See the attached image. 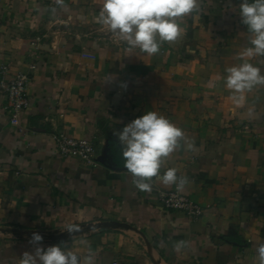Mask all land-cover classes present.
I'll use <instances>...</instances> for the list:
<instances>
[{
    "label": "crops",
    "instance_id": "crops-1",
    "mask_svg": "<svg viewBox=\"0 0 264 264\" xmlns=\"http://www.w3.org/2000/svg\"><path fill=\"white\" fill-rule=\"evenodd\" d=\"M242 2L201 0L179 39L142 59L126 42L93 34L101 0H0V63L31 77L21 129L0 92V264L33 251V233L40 246H67L85 264H257L264 86L234 101L224 84L250 46ZM250 62L264 73V57ZM146 111L184 131L187 143L167 166L188 177L180 192L202 206L197 220L159 203L176 185L153 178L141 191L124 166L113 133ZM58 130L91 140L96 166L60 157ZM69 224L79 228L72 236ZM180 241L186 247L176 251Z\"/></svg>",
    "mask_w": 264,
    "mask_h": 264
},
{
    "label": "clouds",
    "instance_id": "clouds-1",
    "mask_svg": "<svg viewBox=\"0 0 264 264\" xmlns=\"http://www.w3.org/2000/svg\"><path fill=\"white\" fill-rule=\"evenodd\" d=\"M200 11L201 0H101L96 21L126 42L129 51L139 49L143 59L144 54H158L165 42L177 41L183 33V19ZM238 12L242 24L247 26L250 46L238 54L241 63L226 69L224 84L232 90L234 101H242L243 94L256 86H264L261 67L250 62L251 58L264 57V0H243ZM113 134L122 146L124 166L139 190L150 192L153 178L165 187L176 185L178 191L189 183L187 176L178 175L176 167L167 166L180 141L187 140L184 131L165 116L146 111ZM65 230L72 236L79 228L69 224ZM42 240L40 234L33 233L29 243L36 247L23 252L18 264H85L87 258L71 248H44L40 246ZM184 247V241L174 245L176 251ZM254 247L257 264H264V241H254Z\"/></svg>",
    "mask_w": 264,
    "mask_h": 264
},
{
    "label": "built area",
    "instance_id": "built-area-1",
    "mask_svg": "<svg viewBox=\"0 0 264 264\" xmlns=\"http://www.w3.org/2000/svg\"><path fill=\"white\" fill-rule=\"evenodd\" d=\"M30 80L31 77L27 72L12 73L8 63H0V92L5 99L4 111L8 115L10 124L17 129L22 128V113L30 106L28 96ZM52 139L60 157L77 159L96 166L95 147L91 140L76 138L63 130L53 133ZM158 201L166 209L184 212L190 220H197L204 214L202 206L188 195L178 191L177 187L174 190L159 193ZM113 264L118 263L114 261Z\"/></svg>",
    "mask_w": 264,
    "mask_h": 264
},
{
    "label": "rangeland",
    "instance_id": "rangeland-1",
    "mask_svg": "<svg viewBox=\"0 0 264 264\" xmlns=\"http://www.w3.org/2000/svg\"><path fill=\"white\" fill-rule=\"evenodd\" d=\"M96 25V28L93 29V34L101 37V38H106V39H110L113 41H121V39H119L118 37L114 36L108 29L106 26H101L100 24H98L97 22L94 24Z\"/></svg>",
    "mask_w": 264,
    "mask_h": 264
}]
</instances>
